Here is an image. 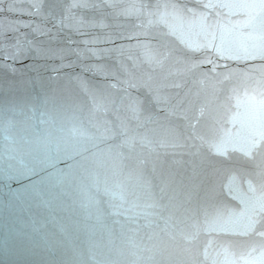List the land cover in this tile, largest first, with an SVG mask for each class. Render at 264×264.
Wrapping results in <instances>:
<instances>
[{
  "label": "water",
  "instance_id": "95a60500",
  "mask_svg": "<svg viewBox=\"0 0 264 264\" xmlns=\"http://www.w3.org/2000/svg\"><path fill=\"white\" fill-rule=\"evenodd\" d=\"M0 264H264V0H0Z\"/></svg>",
  "mask_w": 264,
  "mask_h": 264
}]
</instances>
